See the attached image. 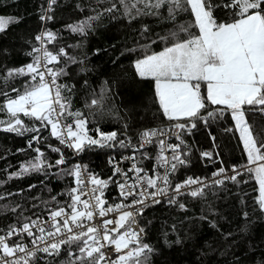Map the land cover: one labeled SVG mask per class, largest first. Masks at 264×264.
I'll list each match as a JSON object with an SVG mask.
<instances>
[{"label": "snow or ice", "instance_id": "1", "mask_svg": "<svg viewBox=\"0 0 264 264\" xmlns=\"http://www.w3.org/2000/svg\"><path fill=\"white\" fill-rule=\"evenodd\" d=\"M56 3L57 0H48L42 20L53 18L48 13ZM98 3L107 6L100 11L93 9L95 16L67 25L68 30L84 35L92 21L120 8L129 21L152 15L174 22L165 35L140 45L143 55L134 62L140 78L154 81L159 107L170 124L142 131L135 145L130 137L118 138L116 131L105 133L96 129L97 135H90L88 118L81 111H73L70 98L64 95L75 85L60 83V78L68 75L69 64L76 63L75 58L63 47L56 51L48 48L56 40V33L45 30L35 36L39 47L28 53L31 62L0 72L3 85L0 113L7 116L0 119V131L19 136L33 133L29 148L45 139L41 135L43 130H50L60 145L76 154L91 146L131 148L132 154L122 156V160H132L133 164L125 171L115 158H110L112 175L121 177L114 181L112 177L100 178L80 164L60 168L67 160L59 147L48 146L59 155L54 162H49L39 147L34 148L37 155L9 174L8 179L55 167L73 178V186L66 193V200L52 196L50 202H45L43 215L33 213V219L21 211L6 231L0 229L4 232L0 235V264L39 261L56 264L62 252L66 259L59 264H149L153 248L144 242L145 230L137 218L143 216L145 207L160 204L161 197H167L169 204H177L180 196L198 198L205 194L208 178L188 176L173 184L170 177L187 165L183 134L195 128L196 121L207 125L225 115L234 121L239 132L247 164L242 170L237 166L219 168L212 175L224 178L212 183L223 185L225 179L240 183L238 177L252 175L259 185L258 205L264 210V138L254 135L246 118V106L264 113V0H98ZM217 9L226 10V17L218 19L214 15ZM184 13L191 19L178 21ZM11 22L0 16V32ZM148 31L144 26L142 35ZM157 43L164 46L149 51L150 45ZM21 77L25 79L19 87L10 86ZM9 86L10 90H5ZM106 91L102 89L99 97L94 96L87 106H102ZM24 118L35 123L28 125ZM172 136L179 143H169ZM152 144L158 149L154 157L145 151ZM137 153L142 159L155 160L156 166L151 171L140 166ZM202 156L211 158L212 153L203 152ZM228 171L232 175H227ZM109 183H116L119 202L109 203L105 198ZM49 203L54 206H48ZM178 206L186 210L183 203ZM20 207L9 210L15 213Z\"/></svg>", "mask_w": 264, "mask_h": 264}, {"label": "trees", "instance_id": "2", "mask_svg": "<svg viewBox=\"0 0 264 264\" xmlns=\"http://www.w3.org/2000/svg\"><path fill=\"white\" fill-rule=\"evenodd\" d=\"M47 2L0 0V16L13 21L0 32V72L31 62L28 53L37 46L35 36L44 26L57 36L49 49L56 51L63 47L75 58L76 63L69 64L68 75L61 77L60 83L75 85L70 93L65 91L64 95L70 98L73 111H81L88 118L90 135L96 136V129L105 133L116 131L118 138L130 137L132 143L137 144L142 131L168 126L170 122L164 117L155 96L154 81L140 78L134 62L143 55L140 45L150 44V39L165 35L174 22L152 15L129 21L120 8L111 14H102L92 21L86 34L81 35L69 31L67 25L95 16L93 9L100 11L106 4H99L98 0H57L49 12L53 18L42 22L41 14ZM214 15L218 19L225 18L226 10L217 9ZM177 19L184 22L191 17L184 13ZM144 26L149 31L142 35ZM163 46L161 43L151 44L149 51H158ZM23 79L21 77L10 86L19 87ZM10 86L5 90H10ZM102 89L107 90L102 106L88 107L89 101L94 96L98 98ZM246 118L254 135L264 138V113L246 106ZM0 119H7V116L0 113ZM24 119L28 125L35 123ZM32 135L19 136L0 131V195L4 197L0 199V229L5 231L21 211L33 219V213L43 215L45 202H50L52 196L66 200V193L73 186V178L55 167L8 179L9 174L18 171L21 165L37 155L34 148L39 147L45 158L54 162L59 155L48 146L59 147L67 160V164L60 168H71L80 159L87 170L104 179L112 177L110 158L119 161L120 155L131 150L119 146H91L76 154L60 145L50 135V130H43L41 135L45 139L29 148L28 141ZM183 140L187 165L180 167L171 177L175 182L247 162L234 121L227 115L210 120L207 125L196 121V127L184 133ZM21 149L23 151H19ZM145 151L149 156L157 154L151 149ZM203 152H211L212 157H203ZM153 161L145 159L150 170L154 168ZM238 180L241 182L229 181L207 187L205 194L198 198L180 197L177 204L163 202L145 209L138 219L145 230L144 242L153 248L149 264H264V210L257 202L259 185L247 173ZM30 185L35 187L30 188ZM114 185L110 183L107 188L111 199L117 198ZM179 203H183L186 210L180 209ZM17 205L21 207L15 213L9 210ZM33 205L37 207L33 208ZM48 206L54 205L49 203ZM64 259L66 256L62 252L56 258V264ZM38 264L49 262L39 261Z\"/></svg>", "mask_w": 264, "mask_h": 264}, {"label": "built area", "instance_id": "3", "mask_svg": "<svg viewBox=\"0 0 264 264\" xmlns=\"http://www.w3.org/2000/svg\"><path fill=\"white\" fill-rule=\"evenodd\" d=\"M47 7H48V2H47V6H46V8L44 9V11H43V13L41 14V16L42 15H44L45 14V10L47 9ZM48 15H50V13H48ZM42 22H47V20H42ZM46 29L44 28V26L41 28V31H40V33H38L37 35H39V34H41L43 31H45ZM37 46L36 47H39V42L37 41ZM48 45H51V44H48ZM23 65H26V64H23ZM22 65V66H23ZM167 127V126H166ZM166 127H164V128H166ZM139 142V141H138ZM169 143H179V141H177L176 139H175V137L174 136H172V137H170L169 138ZM138 144V143H137ZM135 145V144H134ZM149 149H151L152 151H154V152H157L158 151V149H157V147H156V145L155 144H152V145H148L147 147H146V149L145 150H149ZM132 154V149L129 151V152H127V153H125V154H123V155H120V157H119V161L118 160H116L117 162H119V166L123 169V170H125V171H127L130 167H131V165L133 164V161L132 160H127V159H125V160H122V156H130ZM137 159H138V162H139V164H140V166H142V167H144V168H146V169H148L149 171H151L148 167H146V162H145V159H142L141 157H140V153H137ZM144 162V163H143ZM76 164H80V165H82V166H84L83 165V163L80 161V159H78L77 161H75V163H74V165H76ZM247 164V162H244V163H241V164H238V165H234V166H237L238 168H240L241 170L243 169V166L244 165H246ZM153 166L155 167L156 166V162H155V160L153 161ZM111 169H113V166H112V164H111ZM219 169V168H218ZM218 169H215V170H213V171H211L208 175H203V176H196V177H201V178H208L207 180H206V183L209 185V187L210 186H216V184H213L212 183V180H214V179H223L224 177L223 176H221V177H213V173L214 172H216ZM226 169V168H225ZM227 169H231V167L230 168H227ZM88 172H90V173H93L92 171H90V170H87ZM130 175H131V173H130ZM227 175H232V173H231V171H228V173H227ZM191 177H194L195 178V176H191ZM112 179L114 180V181H119V180H121V177H119V176H113L112 175ZM170 179H171V177H170ZM185 179V178H184ZM183 179V180H184ZM172 180V182H173V184L174 183H176L173 179H171ZM179 181H182V180H179ZM179 181H177V182H179ZM229 181H231V180H227V179H225V181H224V183H227V182H229ZM110 184V183H109ZM115 185H114V188H115V195H117V198H115V199H111V195H109V193H108V191H107V189L105 190V198L106 199H108V201H109V203H116V202H119L120 201V196H119V189H118V187L116 186V183H114ZM207 188V187H206ZM205 188V189H206ZM185 196H189V195H183V196H180L181 198L182 197H185ZM180 197H178V198H180ZM161 200H162V202L161 203H163V202H165V203H167V197H161ZM158 205V204H157ZM149 206H147V207H145V209H147ZM144 209V210H145ZM45 219H47V217H44ZM35 219V218H34ZM138 219V218H137ZM138 223H139V226H140V221H139V219H138ZM4 234V233H3ZM0 235H2V234H0ZM13 239H16V238H13ZM24 240H25V242L26 243H29V238H27V237H25L24 238ZM29 246H31L30 245V243H29Z\"/></svg>", "mask_w": 264, "mask_h": 264}, {"label": "rangeland", "instance_id": "4", "mask_svg": "<svg viewBox=\"0 0 264 264\" xmlns=\"http://www.w3.org/2000/svg\"><path fill=\"white\" fill-rule=\"evenodd\" d=\"M6 19H9V18H6ZM48 48H49V45H48ZM238 132V131H237ZM238 134H239V132H238Z\"/></svg>", "mask_w": 264, "mask_h": 264}]
</instances>
